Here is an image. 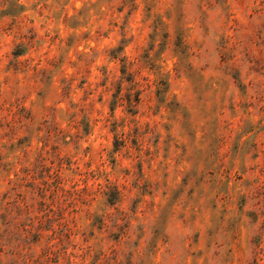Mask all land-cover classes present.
<instances>
[{"label": "rangeland", "instance_id": "obj_1", "mask_svg": "<svg viewBox=\"0 0 264 264\" xmlns=\"http://www.w3.org/2000/svg\"><path fill=\"white\" fill-rule=\"evenodd\" d=\"M0 264H264V0H0Z\"/></svg>", "mask_w": 264, "mask_h": 264}]
</instances>
